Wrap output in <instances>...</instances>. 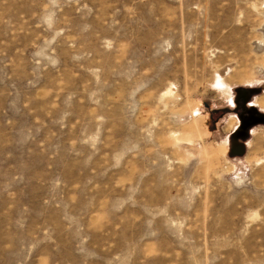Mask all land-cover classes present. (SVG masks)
<instances>
[{
    "label": "rangeland",
    "instance_id": "1",
    "mask_svg": "<svg viewBox=\"0 0 264 264\" xmlns=\"http://www.w3.org/2000/svg\"><path fill=\"white\" fill-rule=\"evenodd\" d=\"M255 102L264 0H0V264H264Z\"/></svg>",
    "mask_w": 264,
    "mask_h": 264
},
{
    "label": "crops",
    "instance_id": "2",
    "mask_svg": "<svg viewBox=\"0 0 264 264\" xmlns=\"http://www.w3.org/2000/svg\"><path fill=\"white\" fill-rule=\"evenodd\" d=\"M257 99L259 100V97H258ZM257 102H258V101H257ZM254 106H256L257 108H259V109H258L259 113H256V110H252V111L250 112V114L248 115V119L251 117V115H254V116L256 115V116H258V118H259L261 121L264 122V109H262L261 107H259V104L256 103V102L254 103ZM243 120H244V119H242V124H243ZM249 120H250V119H249ZM240 124H241V121H240V123L236 126V128L234 129V131L231 132V134H232L233 132H236V134L240 135V133L243 132V128H241V129L239 130ZM231 134H230L229 136H227V137L224 138V140H226V144H225V146H227V144H229ZM249 134H250V136L252 137V140H251V142L249 143L248 148H250L251 150L256 151V152H257L258 150H260L261 148H263V146H264V133H254L253 131H249ZM227 142H228V143H227ZM233 146H234V145L232 144L231 147H233Z\"/></svg>",
    "mask_w": 264,
    "mask_h": 264
},
{
    "label": "bare ground",
    "instance_id": "3",
    "mask_svg": "<svg viewBox=\"0 0 264 264\" xmlns=\"http://www.w3.org/2000/svg\"><path fill=\"white\" fill-rule=\"evenodd\" d=\"M217 81H218V84H219V86H220V78H218V80H217Z\"/></svg>",
    "mask_w": 264,
    "mask_h": 264
}]
</instances>
